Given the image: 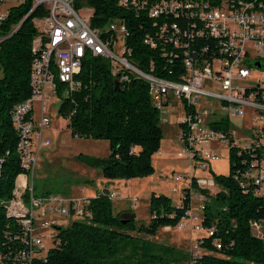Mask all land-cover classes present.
<instances>
[{
  "label": "trees",
  "instance_id": "16d2710c",
  "mask_svg": "<svg viewBox=\"0 0 264 264\" xmlns=\"http://www.w3.org/2000/svg\"><path fill=\"white\" fill-rule=\"evenodd\" d=\"M180 1L194 5L156 16L149 14L152 1L148 0L136 5L130 1L123 4L121 0H73L72 6L76 10L89 8L90 25L101 29L105 39L116 36L106 26L120 21L125 27L123 46L127 59L144 72L169 79L185 73L182 60L187 55L198 61L219 55L218 41L209 33L206 21L192 12L223 1H249L264 8V0ZM30 7L31 0L12 5L0 21V264L12 263L24 245L21 223L6 214V207L14 180L23 171L11 109L30 95L32 46L39 33L35 20L45 14L42 5L32 11ZM172 23L178 26L177 34L171 32ZM172 36H178L177 44L169 41ZM112 67L102 56H87L74 76L79 86L68 95L60 94L58 113L67 121L72 136L108 141V156L116 162L101 170L103 177L145 176L153 172L152 156L161 146L159 113L151 101L146 79L130 73L128 79L118 81ZM256 155L264 153L258 150ZM252 157L247 150L232 146L228 173L210 169L220 189L210 194L205 204L202 223L214 229L211 235L204 233L200 238L199 255L179 253L130 233L153 236L160 227H175L188 208L187 197L175 206L169 196L153 191L146 223L137 220L133 212L132 218L122 222V211L114 212L111 198L99 189L94 196L85 198L82 218L57 226L51 245L42 257L34 258L35 264H123L133 259L139 263L160 259L164 254L172 261L183 257L188 264H264V238L255 236L249 226L251 219H264V194H255L253 189L244 191L232 179L233 172ZM202 190L207 193V189ZM214 240L219 241V248Z\"/></svg>",
  "mask_w": 264,
  "mask_h": 264
},
{
  "label": "built area",
  "instance_id": "2783aa9c",
  "mask_svg": "<svg viewBox=\"0 0 264 264\" xmlns=\"http://www.w3.org/2000/svg\"><path fill=\"white\" fill-rule=\"evenodd\" d=\"M21 0H0L6 2ZM144 4L147 0H121ZM152 1L149 14L156 16L164 12H175L180 7L189 8L194 4L180 0ZM73 0H34L31 11L38 6L45 7V14L35 21L39 33L34 37L30 65V95L11 109L13 122L17 125V152L23 171L16 176L12 195L8 199L6 214L15 217L21 223L23 247L17 251L10 264H35L34 258L45 254L49 242L53 239L57 226L66 225L73 219L84 215L85 198H72L60 193H48L27 197L32 186L26 182L27 174L32 173L40 146L49 145L50 139L44 134L50 124V117L43 113L46 99L68 95L79 86L74 79L82 61L90 55H99L109 60L113 67L111 72L117 74L118 81H124L133 73L147 80L150 97L159 113V122L168 121V112L172 103H179L180 116L177 139L179 150L177 156H186L193 166L189 174L172 172L174 180L183 178V188L179 195L182 201L188 198V208L176 225L183 228L186 223L192 229L207 235L213 233L214 227L203 225L205 204L210 194L207 185L213 184L220 189L213 177L209 163L218 160V146L229 148L235 146L240 151L247 150L253 156L249 163L237 169L232 179L237 181L244 191L253 189L255 194H264V80L250 84V65L264 59V8L254 2L223 1L218 5L202 7L191 14L198 15L206 21L209 33L217 39L219 55L200 61L189 55L182 60L185 73L177 79L161 77L144 72L124 55V25L113 21L106 26L116 36L111 40L101 37L99 28L90 25V15H82L72 6ZM199 3V2H198ZM197 5V4H195ZM7 11L0 10V21ZM165 27H162V29ZM162 29L160 31H162ZM173 33L178 26L171 24ZM149 38H145L147 41ZM178 36L169 41L177 44ZM60 83V87H59ZM240 83H248L247 92H239ZM201 97L209 98L212 106L207 107ZM37 104L40 115L36 117L33 106ZM245 118L246 127L237 129L229 119ZM198 170L209 172V177H201ZM24 177H21V176ZM28 188V189H27ZM202 189H207V193ZM173 191H177L172 187ZM114 197V191L108 193ZM195 209L198 212H195ZM19 211H27V219H19ZM50 211L49 217L38 218ZM40 222L39 228H33V221ZM37 223V222H36ZM264 219H251L249 226L252 233L264 238ZM170 228V226H168ZM213 243L220 247L218 240ZM199 245V244H198ZM200 251L194 255H199Z\"/></svg>",
  "mask_w": 264,
  "mask_h": 264
},
{
  "label": "rangeland",
  "instance_id": "374dc122",
  "mask_svg": "<svg viewBox=\"0 0 264 264\" xmlns=\"http://www.w3.org/2000/svg\"><path fill=\"white\" fill-rule=\"evenodd\" d=\"M17 3L18 1L3 3L0 5V10L7 11L10 6ZM79 12L82 15L90 13V11H85L84 9ZM117 22L119 21L117 20ZM258 80H264V68L251 69L250 84H255ZM59 104L60 99L57 97L46 99L44 102L43 113L50 117V124L45 128L44 134L49 137L50 144L40 146L32 173L27 174V186H32L31 190L27 188V191H29V193H26L27 197L30 193L37 196L48 193H60L72 198H84L94 196L99 189L108 188L110 191H114L115 194L111 198L114 212L125 211L130 208L131 212L135 214V218L144 223L149 219L148 201L151 192L164 193L170 197L173 205L178 206L180 204L179 195L184 185L183 178L174 180L172 172L182 175L189 174L194 168L190 165V160L186 156H177V151L179 150V143L176 138L178 128L173 125V120L180 116L178 102L172 103L174 105L170 107V114L168 112V121L160 123L163 137L160 152H156L152 157L153 172L145 176L116 179H106L102 176L99 168L89 166L77 159L79 154L95 157L108 156V141L106 139L72 136L67 126V121L58 113ZM201 104L207 107L212 106L211 100L206 97H201V102L198 106ZM33 112L36 117L40 115L37 104H34ZM244 120L245 118L229 119L237 129L246 127ZM217 152L221 158L211 161L209 165L215 173L227 174L229 171V153L226 146L223 144L219 145ZM198 173L201 177L210 176L206 170H198ZM24 176L22 175L21 177ZM89 181H92V184ZM172 187H175L177 191H173ZM215 187L213 184L207 185L209 194L215 193ZM195 212L198 211L195 209ZM50 215L51 212L46 211L43 215L38 214V218L49 217ZM39 224V221L34 220L33 228L40 229L38 227ZM130 233L150 239L160 245L172 247L177 252L186 254H195L197 250L201 251L198 242L204 236V232L192 229L188 223L183 228L175 226L165 229V227H160L153 236L137 232ZM49 244L51 245V242ZM188 263V260L183 257L179 258L178 261H172L164 254L157 260L136 263L135 259H133L123 264Z\"/></svg>",
  "mask_w": 264,
  "mask_h": 264
},
{
  "label": "water",
  "instance_id": "95a60500",
  "mask_svg": "<svg viewBox=\"0 0 264 264\" xmlns=\"http://www.w3.org/2000/svg\"><path fill=\"white\" fill-rule=\"evenodd\" d=\"M250 65L257 67V68H264V63H261L260 60H257L255 62H252ZM77 159L80 160L81 162L95 167V168H99L100 170H104L106 169L110 164H113L116 162V159L113 157H95V156H89V155H85V154H79L77 156ZM101 192H103L104 194H108L109 193V189L108 188H102ZM132 212L130 210H125L122 211L119 214V218L122 220V222H125L127 219L132 218ZM58 228V227H56Z\"/></svg>",
  "mask_w": 264,
  "mask_h": 264
},
{
  "label": "bare ground",
  "instance_id": "6f19581e",
  "mask_svg": "<svg viewBox=\"0 0 264 264\" xmlns=\"http://www.w3.org/2000/svg\"><path fill=\"white\" fill-rule=\"evenodd\" d=\"M24 1L25 0H21V2H24ZM33 1L34 0H31L30 11H31V8L33 7ZM247 91H248V84L247 83H245V84L244 83H240L239 92H247ZM12 123H13L14 128L17 130V125H16V123L13 122V116H12ZM26 216H27V211H19V217H25L26 218ZM166 227L169 228L168 226H166Z\"/></svg>",
  "mask_w": 264,
  "mask_h": 264
},
{
  "label": "crops",
  "instance_id": "0c3cea01",
  "mask_svg": "<svg viewBox=\"0 0 264 264\" xmlns=\"http://www.w3.org/2000/svg\"><path fill=\"white\" fill-rule=\"evenodd\" d=\"M172 105H174V104H171V106ZM170 112H171V110H169V114H170ZM169 114H167V116L169 115ZM179 115H180V113H179ZM177 118L178 117H176L174 120H173V125H175V127H177L178 128V126H177V124H176V120H177ZM173 119V118H172ZM176 138H177V135H176ZM177 142H178V139H177ZM179 143V142H178ZM161 147V146H160ZM160 152V149L157 151V153H159ZM153 157V156H152ZM210 166V165H209ZM211 168V167H210ZM165 229H168L166 226H165Z\"/></svg>",
  "mask_w": 264,
  "mask_h": 264
},
{
  "label": "flooded vegetation",
  "instance_id": "af4514ba",
  "mask_svg": "<svg viewBox=\"0 0 264 264\" xmlns=\"http://www.w3.org/2000/svg\"><path fill=\"white\" fill-rule=\"evenodd\" d=\"M261 63H264V59H260Z\"/></svg>",
  "mask_w": 264,
  "mask_h": 264
}]
</instances>
